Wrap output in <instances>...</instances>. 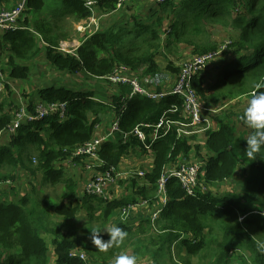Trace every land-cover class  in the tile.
Returning <instances> with one entry per match:
<instances>
[{
	"label": "trees",
	"instance_id": "trees-1",
	"mask_svg": "<svg viewBox=\"0 0 264 264\" xmlns=\"http://www.w3.org/2000/svg\"><path fill=\"white\" fill-rule=\"evenodd\" d=\"M58 1L56 10L60 16H70L75 21L91 16L84 0ZM98 3L102 11L115 10V0H98ZM157 4L171 21L166 42L152 20L143 22L134 19L132 14L129 16L133 21L130 25L126 22L82 35L79 45L69 53L59 50L61 39L52 35L50 27L38 20H34L31 26L25 16L22 24L28 29L0 33V70L8 79L26 80L31 73L27 63L42 53L50 66L71 75L84 74L104 80L116 66H124L129 73L142 68V80L162 73L156 56L173 42L188 43L199 55L215 52L216 47L208 42L200 45L202 42L196 40L207 35V26L220 25L239 32L237 43L233 45L234 54L220 62L217 78L208 88L201 76L193 78L192 87L197 96L204 97L206 91H212L214 96L225 95L233 99L251 97L257 91L255 84L264 85V0H164ZM25 7V15L41 11L45 0H25ZM156 21L161 25L163 19L156 18ZM39 42L43 43L42 47ZM166 71L176 76L179 69L168 66ZM111 85L117 89L116 93L108 95L111 97L108 104L96 100L95 89L79 91L50 86L39 90L43 103L65 104V117L60 119L57 114L21 124L10 142L0 145V170L24 166L26 151L32 147L38 170L64 184L65 199H75L77 182L71 178L61 179L62 173L52 166L92 138L95 127L101 124L103 110L111 112L112 117L120 115L119 129L129 133L139 124H155L173 104L179 110L181 108V102L175 96L154 103L131 95V88L127 85ZM33 103L26 104L27 111H34L36 104ZM17 108L13 103L0 102V131L10 123ZM122 108L121 114L119 110ZM243 112L236 115V120L246 126L239 119ZM169 117L178 118L177 114ZM215 122L217 129L205 131L206 140L202 146H192L191 138L179 139L174 132L154 142L151 146L153 163L143 177L145 185L139 186L132 179L131 192L118 199L109 202L88 196L80 202L88 211L89 219H97L104 226L119 210L134 203L135 195L143 199L154 197L156 183L166 169L190 161L192 154L195 160L203 158L202 152L205 151L207 157L196 193L187 196L175 178H168L165 185L168 202L160 218L153 224L143 219L136 228L120 225L129 235L122 244L113 246L117 251L130 248V255L149 257L153 264H175L172 250L179 255L184 250V264H190V257L196 258L198 264H264V250L261 248L264 245V216L259 214L264 210V152L256 160L247 158L246 137H237L233 124L224 116H217ZM120 137L116 134L115 140L102 145L99 155L104 166L101 169L118 166L128 155L131 139L123 144ZM74 160L80 161L79 158ZM240 169H243L242 179L237 178ZM4 179L0 176V181ZM229 179L238 182L234 184L237 193L216 196L205 189L207 185ZM79 209L60 202L53 211L66 219H73ZM96 212L97 218L94 217ZM57 227L61 229L63 225ZM41 233L55 237L52 243L55 264H84L78 258L69 257V253L78 248L85 250L89 262L100 263L92 260L94 256L99 260L100 256L88 243L50 227L48 212L39 202L25 196L16 203L0 201V264H49ZM100 235L105 241L110 238ZM184 235L191 237L185 238ZM242 250L247 256H241Z\"/></svg>",
	"mask_w": 264,
	"mask_h": 264
},
{
	"label": "rangeland",
	"instance_id": "rangeland-1",
	"mask_svg": "<svg viewBox=\"0 0 264 264\" xmlns=\"http://www.w3.org/2000/svg\"><path fill=\"white\" fill-rule=\"evenodd\" d=\"M12 1L14 5L10 3L11 0L9 2L0 0V8H12L23 0ZM133 1L135 7L133 5ZM58 2V0H45V7L43 10L32 12L29 13V15L25 16H27L28 23L31 24V26L34 20H38L44 22L46 26L50 27L52 35L57 36L59 39H61V45L65 47L66 51H70L72 48H76L79 45V41L82 38V35H85L89 32L94 33L101 30L104 31L113 25L118 26V24L116 23L124 25L125 22H127L130 25L133 22L131 21V18L128 17V12L130 10L135 11L133 12V16L135 17L134 19L142 20L143 22H146V20H152L154 24H156L155 28H158V32L160 31V35L163 41L166 42L167 40H169L167 38L166 32H169L171 21L168 19V15L161 12V7L157 4L156 0H129L130 7L126 6L123 10H119L118 12H105L102 11V9H99L91 17L89 16L88 18L79 21H75L73 17L70 16H60L58 10H56L57 8H59ZM156 18H158V20L163 19V21L160 22V24L162 23L161 25H159L158 21H156ZM206 32V36H202L196 41L198 43L202 42L200 45H203L204 42H208L210 45L216 47V51L214 52L216 53L214 63L212 62L213 64L210 63L209 65H207L206 68L199 74V76H201L204 80L205 87L208 88V86L211 85L217 78V70L220 62L229 56H233V45L237 43L239 32L235 29L223 27L220 25L207 26ZM39 46L42 47L43 43L39 42ZM198 55L199 54L196 53L194 51V48L188 43L173 42L168 48L161 49V51L156 56V61L162 73H169L168 71H166L168 66L180 69L183 64L189 62ZM27 64L31 67V73L26 80L8 79L7 74L2 73L4 83H7V87H5L4 85V90L1 94L0 102L6 101L8 104H10L13 103V100L17 102L19 97H22L24 100H26L24 104H27V102H34V100H39L38 102H40L41 99H39L38 95L39 90L48 88L50 86H54L55 88L66 87L68 89L79 91L95 89L98 95L96 96L98 98H96V100H100L101 102H105L107 104L111 103V97L109 98L108 95L112 92L116 93V87L104 80L92 79L85 76L84 74L71 75L65 71H59L55 69L45 61L42 53ZM141 71L142 68H140L135 73L131 72L129 75L140 80L142 78ZM144 79H142L141 81H143ZM198 98L201 107L206 110L204 112V115L211 119L213 122L211 129H217L215 118L217 116H219L220 118L224 116L226 118V121H229L233 124L236 130L235 134L237 137L243 136L247 138L253 131L249 127L242 125L236 120V115L242 113L246 108L250 96H243L233 99L225 95L214 96L212 95V91H206L204 97L198 95ZM100 118L101 126H107L112 118V114L107 110H103L100 113ZM195 138L196 139L194 140L193 138L190 139V144L192 146H201V143L205 142L204 139H206V134L204 133L198 135ZM2 142L4 141H1L0 144H2ZM129 142L128 143L131 145L130 152L128 149V155L121 160L118 166H116L118 171L121 172L123 176H130L128 179H124L120 182V187L123 189V193L128 192L132 179H135L139 186L145 185V180L143 177L134 178L133 176L136 171H141L144 166H147L153 158V155L146 153L141 148L140 144L135 140L131 139V141ZM26 153L28 155L27 161L24 162V166H18L15 170H0V176L5 177L4 181H0V201L8 200L10 202L12 201L16 203L25 196L30 198L32 201L39 202L40 205L48 212L49 226L56 230H60V234L88 243L98 255V257H101H99V260L94 258L95 256L93 257L92 260L100 262L96 264H113L117 255H120L122 253L130 255V248L127 249V251L122 249L120 251H117L115 247H112L107 252L99 251L91 241L90 230L94 228L103 230L109 228V224L103 226L97 219H89L88 211H86L84 207L82 208V206L80 205V202L84 198L78 197L76 200L72 201L70 199H65L64 184H62L59 180H54L50 177H47L46 175H44V171L38 170L36 153L32 147H29ZM202 154L203 159H205L207 156L204 150ZM33 158L36 159V163H33ZM52 168L54 169V165L52 166ZM68 170L69 168L66 169L65 167H62L59 170L62 173L60 177L61 179L72 177L76 178L72 175L71 171L68 172ZM242 172L243 169H240V171L238 172V178L240 179H242ZM83 173L84 172L79 173V178L81 180L84 176ZM6 181H8L9 183H5ZM237 183L238 182L236 180L229 179L223 181L220 184L207 185L205 186V189L216 196L223 193H235L236 191H238V188L234 184ZM80 188L81 184L77 188V193L79 194ZM150 196L151 195H149L148 197ZM113 200L105 201L110 202ZM60 202H64L70 207H80L79 211L76 213L73 219H66L64 216L58 215L53 211L54 206H56ZM97 215L98 213L96 212L94 214V217L97 218ZM117 216L118 215L113 217ZM109 222L114 223L112 219ZM58 225H63V227L59 229L57 227ZM131 228L136 227L134 226ZM101 234L103 236H109L106 231L101 232ZM41 237L43 238V240H45L47 246L49 264H55L52 246L53 240L55 238L54 235L50 233H41ZM184 237L189 238L191 236L184 235ZM76 251L83 252L86 255L88 264H95L89 262L87 253L84 249L78 248ZM172 254V260L173 262H175V264L185 263L184 260H182L185 256L184 250L180 255L177 254L176 250H172ZM240 254L241 256H247L243 250L240 252ZM189 261L190 264H198L196 258L194 257H190ZM138 264L153 263L151 262L149 257H139Z\"/></svg>",
	"mask_w": 264,
	"mask_h": 264
},
{
	"label": "built area",
	"instance_id": "built-area-1",
	"mask_svg": "<svg viewBox=\"0 0 264 264\" xmlns=\"http://www.w3.org/2000/svg\"><path fill=\"white\" fill-rule=\"evenodd\" d=\"M164 0H157L158 3ZM115 10H123L128 6L129 0H115ZM84 6L91 12V16L100 9L98 0H84ZM25 0L12 8H0V33H8L16 30L28 29L22 24L25 17ZM113 12V11H112ZM90 16V17H91ZM23 18V19H22ZM22 19V21H21ZM31 32L33 30L29 28ZM65 47L60 44L59 50L69 53ZM216 53L209 52L198 55L189 62H186L179 69L176 76L171 77L168 74H157L147 77L143 81L130 76L129 70L124 66H116L111 74L104 80L115 85H127L131 88V95L140 96L154 103H160L168 97L175 96L181 102V108L171 105L167 111L160 116L155 124L142 123L133 128L129 133H123L119 129L120 115H115L106 126L99 124L95 127L92 138L77 147L66 159H70L76 166L84 170L87 175L81 184L80 194L84 197L92 196L101 200H113L120 198L124 193L120 187V182L128 179L114 166L107 169H101L104 162L100 158V150L104 143L115 140V135L119 134L120 141L127 144L132 137L137 140L142 149L148 153L154 154L151 146L158 139L164 137L170 132H174L179 139H190L194 134L205 133L211 129L213 122L204 115L206 111L199 102V98L192 87L193 78L198 76L207 65L214 62ZM3 74L0 70V98L4 90ZM65 104L60 103H38L33 112L26 110V105H20L15 110L14 116L7 126L0 131V142L7 144L11 136L16 134L21 124L40 120L51 115H59L60 119L65 117ZM121 114L124 108L119 110ZM170 114H177L178 118L169 117ZM2 137V138H1ZM7 142V143H6ZM0 144V145H2ZM79 158V162L74 159ZM203 159L193 161H184L175 167L166 169L156 183V194L154 197L143 199L136 196V201L126 208L118 211L115 222L128 227H136L143 219H148L153 224L160 218L163 208L168 202V196L165 191V185L168 178H175L184 193L187 196H193L199 189V176L201 168L204 166ZM33 163L36 161L33 159ZM77 163V164H76ZM148 170L136 171L134 178L144 177ZM5 183H9L6 181ZM137 212H141L138 219H133ZM264 216V210L259 212ZM70 258H78L84 264H88L87 257L83 252L72 250L69 253Z\"/></svg>",
	"mask_w": 264,
	"mask_h": 264
},
{
	"label": "clouds",
	"instance_id": "clouds-1",
	"mask_svg": "<svg viewBox=\"0 0 264 264\" xmlns=\"http://www.w3.org/2000/svg\"><path fill=\"white\" fill-rule=\"evenodd\" d=\"M254 87L257 91L252 94L243 114L239 116V119L253 130L246 138L247 148L245 150L246 157L252 161L256 160L261 152H264V91H260L264 85L257 83ZM103 231H106L110 236L106 241L100 235ZM128 235L129 233L125 229L112 226L103 230L92 229L90 238L99 251L107 252L113 246L122 244ZM261 248L264 250V245H261ZM113 264H138V257L122 253L115 257Z\"/></svg>",
	"mask_w": 264,
	"mask_h": 264
},
{
	"label": "crops",
	"instance_id": "crops-1",
	"mask_svg": "<svg viewBox=\"0 0 264 264\" xmlns=\"http://www.w3.org/2000/svg\"><path fill=\"white\" fill-rule=\"evenodd\" d=\"M3 1H5V2H9L10 0H3ZM157 1V0H156ZM11 4H13V1L11 0V2H10ZM158 3V2H157ZM162 3V2H161ZM14 5V4H13ZM133 5H134V1H133ZM128 7H130V2H129V4H128ZM134 7H135V5H134ZM113 12H118V11H113ZM133 12H135V11H132V10H130L129 12H128V14H129V16L131 15V14H133ZM128 16V15H127ZM128 16V17H129ZM126 23V22H125ZM116 24H118V25H122V24H120V23H116ZM161 74H163V75H167L168 73H161ZM169 76H171V77H174L173 75H170V74H168ZM39 99H41L40 98V96H39ZM26 100H24L22 97H19L18 98V101L16 102V101H14L13 100V103L16 105V106H20V105H26V104H24V102H25ZM39 101V100H38ZM37 100H34V103L33 104H38V103H41L42 101H40V102H38ZM27 104H29L28 102H27ZM213 129V128H212ZM201 134H204V133H199V134H194L191 138H193V140L194 139H196L195 137L196 136H198V135H201ZM132 139V138H131ZM206 139H204V141H205ZM131 141V140H130ZM135 141H136V139H135ZM129 143H131V142H129ZM204 143V142H203ZM203 143H201V146L203 145ZM128 147H129V152H130V147H131V145L129 144L128 145ZM142 148V147H141ZM203 153V152H202ZM203 155V154H202ZM194 158V156H193V154L191 155V158H190V160H195V159H193ZM200 159H203V158H200ZM203 160H205V159H203ZM152 163H153V158H152V161L147 165V166H144L142 169H143V171L144 170H148L151 166H152ZM77 164V163H76ZM120 164V163H119ZM118 164V165H119ZM54 165V169L55 170H57V171H59L62 167H65L66 169L67 168H69V170H68V172H70L71 171V173H72V175L73 176H75L76 178H74V177H72L71 179L72 180H74V181H76L77 182V187L78 186H80V184H82L83 183V181L85 180V178H86V175H87V173L84 171V170H82V169H80L78 166H76L75 165V163H73L70 159H63V160H61L60 162H56L55 164H53ZM71 169V170H70ZM142 169H141V171H142ZM74 170H75V173H74ZM80 172H84L83 173V178H82V180L79 178V173ZM74 173V174H73ZM126 178V177H125ZM237 178H238V176H237ZM127 179V178H126ZM234 183V182H233ZM232 186H233V184H232ZM231 186V187H232ZM131 192V190L129 189L128 190V192H124V194H128V193H130ZM230 193H232V192H230ZM78 197H80V198H85L84 196H82L81 194H79V193H77V196L75 197V199H70L71 201L72 200H76ZM140 213L141 212H137L136 214H135V216H132V218L133 219H138V220H140L141 218H138L139 216H140ZM118 214V213H117ZM116 214V215H117ZM115 215V216H116ZM115 217H113L112 218V220L114 221V223L113 222H109L108 224V226H109V228L110 227H112V226H119V224H117V222H115V219H114Z\"/></svg>",
	"mask_w": 264,
	"mask_h": 264
}]
</instances>
